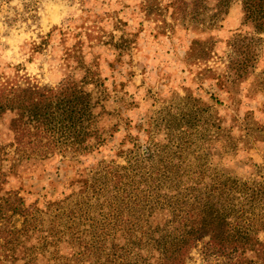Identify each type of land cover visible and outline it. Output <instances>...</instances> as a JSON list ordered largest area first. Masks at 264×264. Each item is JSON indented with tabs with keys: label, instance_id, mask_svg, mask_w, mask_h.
I'll return each instance as SVG.
<instances>
[{
	"label": "rangeland",
	"instance_id": "374dc122",
	"mask_svg": "<svg viewBox=\"0 0 264 264\" xmlns=\"http://www.w3.org/2000/svg\"><path fill=\"white\" fill-rule=\"evenodd\" d=\"M168 1L156 0L147 16L146 0H0V75L17 71L48 85L80 79L84 70L63 59L79 37L78 52L99 76L86 89L105 107L98 124L106 137L80 169L101 159L124 164L133 146L145 153L155 139H170L181 166L264 186V32L246 20L240 0L214 18L215 0H206L196 22L172 16ZM85 31L100 39L86 40ZM63 173L57 161L22 163L5 187L43 208L77 187ZM199 262L192 250L188 264Z\"/></svg>",
	"mask_w": 264,
	"mask_h": 264
},
{
	"label": "trees",
	"instance_id": "16d2710c",
	"mask_svg": "<svg viewBox=\"0 0 264 264\" xmlns=\"http://www.w3.org/2000/svg\"><path fill=\"white\" fill-rule=\"evenodd\" d=\"M205 1L169 0L165 8L196 22L209 9ZM230 1L215 0L211 18ZM240 3L264 32V0ZM156 4L146 0L147 16ZM83 42L76 37L63 55L84 70L80 79L68 74L48 85L17 71L0 75V120L8 117L0 140V264H188L192 250L199 264H264V186L181 166L170 139H155L145 153L133 146L124 164L101 159L79 168L106 141L98 124L105 107L86 89L100 85L99 76L78 52ZM45 161L64 166L67 185L77 186L71 194L42 208L5 187L18 165Z\"/></svg>",
	"mask_w": 264,
	"mask_h": 264
}]
</instances>
